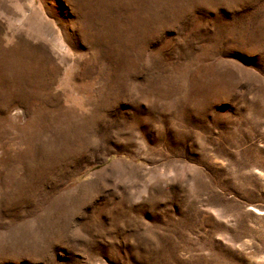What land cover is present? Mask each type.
Returning a JSON list of instances; mask_svg holds the SVG:
<instances>
[{
  "label": "rangeland",
  "instance_id": "rangeland-1",
  "mask_svg": "<svg viewBox=\"0 0 264 264\" xmlns=\"http://www.w3.org/2000/svg\"><path fill=\"white\" fill-rule=\"evenodd\" d=\"M0 264H264V0H0Z\"/></svg>",
  "mask_w": 264,
  "mask_h": 264
}]
</instances>
